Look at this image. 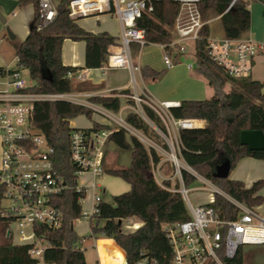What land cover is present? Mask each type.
Segmentation results:
<instances>
[{"label": "trees", "instance_id": "1", "mask_svg": "<svg viewBox=\"0 0 264 264\" xmlns=\"http://www.w3.org/2000/svg\"><path fill=\"white\" fill-rule=\"evenodd\" d=\"M69 1L58 0L54 20L40 31H36L34 27L38 0L18 1L20 8L27 4L33 5V20L23 41L8 40L14 49L17 64L28 72L34 83L30 89L33 92H72L73 81L69 79L68 74H75L79 69L101 68L106 61L108 47L118 42V37L106 33L86 32L76 21L71 20L67 10ZM231 1L199 0L197 8L202 21L206 24L200 31V39L189 44L194 52L193 70L205 79L213 95L205 100L182 101L178 107L171 108L170 113L176 119H200L205 122L201 129L179 131L182 161L228 197L246 207L254 208L263 203L260 190L264 187V180H258L246 188L241 181L213 176L214 167L221 159L228 160L230 171L245 157L264 160V150L249 151L239 142V134L242 131H261L264 135L263 84L252 80L250 76L229 77L222 68L210 61L205 49L206 38L209 37L207 22L212 18H218L220 21L224 37L239 39L249 32L251 24L249 3L247 0H237L232 8L225 12ZM254 1L264 7V0ZM178 11L179 4L175 0H162L154 3L152 11L144 13L136 23L138 28L145 31L146 41L163 45V53L172 59L186 53L169 47L174 38L173 27ZM65 40L84 43L82 68L63 64L62 46ZM132 49L136 52L139 50L136 45L132 46ZM140 72L145 81H157L163 75V71L158 72L148 66L142 67ZM227 86L229 90L226 92ZM122 92L128 93L127 90ZM89 100L115 114L119 112L123 101L105 96H94ZM127 103L132 104L131 101ZM143 110L149 121L164 131L158 116L146 106ZM78 116H85L90 120L92 112L63 101L36 103L30 116V126L45 137L47 145L52 149L50 159L53 167L65 184L62 192L52 199L53 205L62 213L61 227L56 231L43 226L35 228L48 244L41 262L86 264L84 250H81L82 240L103 237L113 240L124 252L125 264H134L141 257L148 258L153 264H171L172 249L162 227L188 221L189 212L179 193L167 191L155 181L152 170L160 162V155L155 149L146 148L136 137L123 129L113 131L108 137V143L129 153V166L108 169L106 173L120 178L130 186V189L112 196L110 202L101 200L97 207L98 211L89 222L90 234L87 237H79L76 234L73 223L81 216L78 200L85 195L75 189L77 168L71 163L69 156L71 131L80 129L71 128L69 121ZM124 120L145 136L155 135L150 126L136 113L128 112ZM102 129L113 130L95 122L91 129L82 130L89 133ZM160 144L166 150V145L162 142ZM181 174L185 187L195 181L186 171L181 170ZM164 185L169 187L170 183L165 181ZM1 195L0 187V201ZM210 206L222 220L231 221L236 217V207L218 194L214 195V201ZM127 219L137 220L141 225L133 232H125L122 226ZM6 229L7 224L0 215V264H38L40 261L28 254V246L12 244L11 238L6 236ZM225 262L246 264L242 247L233 260Z\"/></svg>", "mask_w": 264, "mask_h": 264}, {"label": "built area", "instance_id": "2", "mask_svg": "<svg viewBox=\"0 0 264 264\" xmlns=\"http://www.w3.org/2000/svg\"><path fill=\"white\" fill-rule=\"evenodd\" d=\"M162 0H70L67 5L68 16L78 20L99 15H108L118 20L120 33L118 42L107 49L106 61L99 68L102 71L125 70L129 75L128 93L109 92L105 97L131 101L140 117L146 121L143 107L151 109L161 120L164 131L157 132L162 137L168 161L174 167V173L168 179L176 180L177 187H167L164 179L157 175L156 166L152 170L157 184L170 192L179 193L190 215L188 221L164 225L162 230L172 249L171 264H227L233 260L240 247H264V217L255 208H249L221 192L204 177L187 166L180 158V130L201 129L204 121L200 119H176L170 113L179 103L155 102L145 91L137 92L140 67L132 58V46L139 49L149 44L145 31L136 26L137 20L144 13L151 12L154 3ZM179 11L174 22V38L169 47L185 53L187 46L200 39V31L206 22L202 21L197 8L199 0H175ZM237 0H232L225 12L229 11ZM56 16V4L53 0H38L35 30L47 27ZM163 50L164 46L159 45ZM206 53L210 61L222 68L232 78H244L251 74L252 61L264 53V44L249 37L231 39L227 37L206 38ZM163 64L167 69L176 64L169 55L163 53ZM187 68L193 70V65ZM22 67L14 59L13 67L0 65V215L7 224L6 235L13 245L28 246V254L41 260L48 244L36 227H48L56 231L62 224V213L53 205L52 199L65 188L64 181L53 167L50 159L52 149L40 132L30 126V116L34 106L39 102L63 101L79 105L92 112L93 116L104 120L110 129L91 131L72 130L69 137V156L77 168V192H83L84 198L78 203L84 222L89 223L98 211L101 202V186L97 180L104 174L103 162L109 135L118 129L133 134L140 142L146 138L129 126L115 113L92 103L88 95L69 93H37L31 91L34 83L22 76ZM69 79L83 82L85 71L69 73ZM120 111V110H119ZM119 113V112H118ZM92 128V127H91ZM90 128V129H91ZM156 150L154 145L150 146ZM181 170L186 171L195 181L208 186L206 204L193 205L188 199L189 189L183 183ZM89 174L85 183H78L79 178ZM204 189V188H203ZM91 193L88 208L82 212V204L87 194ZM218 194L228 200L237 209L234 220L225 221L218 217L210 206L214 195ZM124 229L133 232L139 225L130 219L124 221ZM125 264V263H124ZM134 264H153L146 257H141Z\"/></svg>", "mask_w": 264, "mask_h": 264}, {"label": "crops", "instance_id": "3", "mask_svg": "<svg viewBox=\"0 0 264 264\" xmlns=\"http://www.w3.org/2000/svg\"><path fill=\"white\" fill-rule=\"evenodd\" d=\"M18 1L19 0H0V19L2 18L5 21V25L3 26L9 25L11 27L13 31L11 32L14 35V39H16L17 41H23L29 33L30 24L34 16V8L32 5L31 11L24 12L23 14L21 12L20 18L18 17L19 19L16 20L17 18L16 10L17 11L19 10L20 12V10L24 9V7L26 6L25 5L24 7L20 8L18 5ZM214 19H218V18H214ZM90 20H94V23H92V25L89 24L86 25L85 23L89 22ZM210 21L207 22L208 25ZM76 23L83 30L92 34L106 33L112 37H119L120 24L116 18L108 15H99L96 17L78 19L76 20ZM221 37L224 36L222 35ZM243 37H249L254 41L263 43V36L255 32V29L254 30L251 29V24H250L249 32ZM9 44L12 46L10 42ZM84 51H85V45L83 42H72L70 40H65L62 46L63 64L82 68L84 65ZM137 53L139 52L137 51ZM186 61H187L186 66H179L168 69L167 71L169 72L165 75L166 77L153 86L152 85L148 86V83L155 81H145L142 78L140 72V74H138V88L136 91L147 92L148 95L155 102L180 103L186 100L199 101L198 99H203V97H205L204 96L205 93H207L208 91L207 89L203 91V88H201L200 86L199 87L195 86V89L193 88L189 91L186 90L183 93H179L177 89H171V88L167 89L162 87L163 86L162 83L165 82V80H167V82L170 83L173 80L175 81L177 78L185 81L187 80L193 81L188 76L187 72L192 70H189L187 68V65L192 64L194 68L195 66L194 60L192 61V59L187 58ZM81 71H85L87 78L83 82L74 81V84L76 86L75 87L76 89L72 91L74 94L88 95V97L91 98L94 96H105L109 92H119L125 90L130 92L132 90L129 86L128 72L125 70H112L114 72L113 73L111 71H102L98 68V69H79L77 72H81ZM250 77L252 80L262 83L263 91H264V53H260L252 61V70ZM180 80H178L176 84L179 83ZM123 102L125 103V106L123 107L121 106L119 112H121L122 110H128L130 112L131 107L128 105L127 101L123 100L122 103ZM89 121H90L89 125L84 126L82 128L89 129L93 126L94 122L98 124H105L104 120H101L100 118L93 115L91 116V119ZM204 126H205V122H204ZM71 128H76V127L72 126ZM109 145L110 143H107L105 150V158L103 162L104 174H107L106 171L108 169H113L116 167H128L130 163L129 160V163L127 161L125 162L126 164L125 163L120 164L119 153H116V151L112 150L114 152L113 154H115L116 162H114V165H112V167H108ZM165 164H166L165 159L162 160L160 159V162L156 165L157 175L160 178L164 179V182L168 181L170 183V187H175V183L168 180L171 175L168 176L165 173V169H164ZM228 178L230 180L241 181L246 188H249L254 182L258 180H264V160H257L249 157L242 158L238 161L234 169L230 171ZM85 180L86 179H82L81 183H85L86 182ZM113 180L114 181L107 179L105 181V184L108 185V188L112 190V193L110 194L111 197L125 193L130 189V186L120 178L114 177ZM261 192H263L262 189L260 190V195ZM105 193H106V189L101 187L102 201H104L102 199V195ZM254 208L258 212L259 210L262 209V206L260 205ZM260 216L264 217V213ZM130 220L135 222L134 219H130ZM138 225L140 226L141 224L138 222ZM122 228L124 227L122 226ZM124 231L129 232L126 230ZM87 232H88L87 234L77 233V232L76 234L79 237H86V235L88 236L90 234L89 226ZM81 250H84L86 264H111V263L121 264V262L122 264L125 263L124 252L118 246H116V244L111 239H107L103 237L85 238L82 240ZM114 258L116 260H114ZM102 260H104V262ZM39 261L40 262L38 264H45L41 262V260Z\"/></svg>", "mask_w": 264, "mask_h": 264}, {"label": "rangeland", "instance_id": "4", "mask_svg": "<svg viewBox=\"0 0 264 264\" xmlns=\"http://www.w3.org/2000/svg\"><path fill=\"white\" fill-rule=\"evenodd\" d=\"M53 2L56 4L58 2V0H53ZM247 2L249 3L248 8H249V11L251 13V29H253V30L255 29V32H257L263 36V44H264V16H263L264 7L260 3L254 1V0H247ZM31 10H32V4H27L24 7V9L20 10V12H19V10L18 11L16 10V14H17L16 20H18L20 18L21 12L23 14L24 12H29ZM210 20H209L210 22L208 25L209 26V36L212 38H220L223 35V31H222L220 21L218 19H214V18H212ZM92 23H94V20H90L89 22H87L85 24L86 25L87 24L92 25ZM7 28L10 31H12V29L9 25L3 26L0 23V65H8L10 67H13L15 54H14L13 47L9 44V41L7 39L8 38L7 37L8 35H6L7 34V32H6ZM138 52L139 53H137L136 51H133V49H132L133 62L135 65L139 66L140 69L144 66H148V67L153 68L154 70H156L158 72L163 71V75L161 76L160 79H158L155 82H149L148 83V86L156 85L163 78H165L166 77L165 75L169 72V71H167L168 69L163 64V51H162V49L157 44L149 43V44L145 45L144 47L140 48L138 50ZM187 58L192 59V61L194 60V52L192 50L191 45L187 46V50H186L185 54L176 57V59H172L174 61V63H176L173 67L186 66V64H187L186 59ZM111 72H113V71H111ZM187 73H188L189 78H191L193 81H189V80L185 81V80H180L179 78H177L175 81L173 80L170 83V82H167V80H165V82L162 83V85H163L162 87L167 88V89H169V88L177 89V91L179 93H183L186 90L189 91L193 88L195 89V86H198V87L200 86L201 88H203V91H205V89H207L208 92L205 93V95H204L205 97H203V99H198V100L209 99L213 95V92H212V89L208 86L205 79L202 76L198 75L194 70L189 71ZM22 76L26 81H29V74L26 70H22ZM136 77L138 79V74H136ZM178 80H180V81H179V83L176 84V82ZM75 87L76 86L73 82L72 83V91L76 89ZM228 90H229V86L226 87L225 91L227 92ZM128 105L131 107V109H130L131 112L136 113V114L138 112V113H140V115H142L141 111L138 110L137 107H135V105H133V103L132 104L128 103ZM123 106H125L124 102L122 103V107ZM127 112H129V111L128 110H122L121 112L117 113L116 116L124 119ZM137 115H139V114H137ZM145 122L150 126L152 131H154L155 135L152 137H148V136H145L142 132L137 130L142 136H144L147 139L146 142H143V143L141 142V143L146 148H149L151 145H154L156 147L155 151L158 153V155H160L161 160L165 159V161H166L165 168H164L165 173L168 176H170L174 173V167L168 161L166 153L163 152V151H165V149L160 144L162 142L165 145L162 137L157 132V129L158 130H160V129L154 123L149 121V119L147 117H146ZM89 123H90V121L86 117L78 116V117L71 119L69 121V126L70 127L73 126L76 128L77 127L82 128L84 126H88ZM131 135H133V134H131ZM112 150L116 151V153H119L120 164H124L127 161L129 163V160H130L129 153L127 151L118 149L116 146H114L113 144L110 143L109 151H108V167H112V165H114V162H116L115 154H113L114 152ZM89 178H90L89 174H84L79 178L78 183H81L82 179H86L85 181H88ZM113 178L114 177L111 175L109 176L107 174H103L100 177V179L97 180V183L102 188L106 189V193L102 195V199L104 200V202H110L111 201V195L110 194L112 193V190L110 188H108V185L105 184V181L107 179L114 181ZM172 182L175 183V185H177L176 180H173ZM186 188L189 189L188 199L193 205L208 203V193H209L208 186L203 185L197 181H194L189 186H187ZM262 190H263V192H261V196L263 198V203L261 204L262 209L258 211L260 215H262L264 213V187L262 188ZM90 199H91V193L90 194L88 193L85 197L84 203L82 204V212H85L87 210ZM92 222H94V221H92ZM135 222L138 223L139 221L135 220ZM88 226H89L88 223L84 222L82 219H78L73 223V228L77 233H86L87 234L88 233L87 232ZM123 227H126V225L123 224ZM122 229H123V231L125 230L124 228H122ZM86 237H87V235H86ZM242 255H243L244 262L246 264H264V247L263 246H243L242 247ZM114 260H116V259L114 258ZM102 261L104 262V260H102Z\"/></svg>", "mask_w": 264, "mask_h": 264}, {"label": "water", "instance_id": "5", "mask_svg": "<svg viewBox=\"0 0 264 264\" xmlns=\"http://www.w3.org/2000/svg\"><path fill=\"white\" fill-rule=\"evenodd\" d=\"M0 23L2 25H5L4 19L1 18ZM6 32L8 38L10 40H13L14 39L13 33L8 28ZM239 142L241 145L246 146L249 151L264 150V135L261 131H249V130L242 131L239 134ZM229 173H230V164L228 160L221 159L219 163L216 164L214 167L213 176L219 179H225L229 177Z\"/></svg>", "mask_w": 264, "mask_h": 264}]
</instances>
